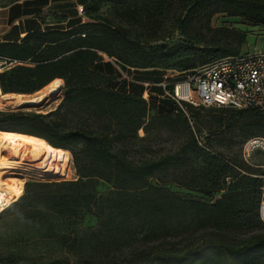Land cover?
<instances>
[{
	"label": "trees",
	"instance_id": "16d2710c",
	"mask_svg": "<svg viewBox=\"0 0 264 264\" xmlns=\"http://www.w3.org/2000/svg\"><path fill=\"white\" fill-rule=\"evenodd\" d=\"M106 1L113 2L126 18L135 21L146 13L154 14L166 0H86L81 4L88 20L79 15L70 18L64 13L67 26L28 30L18 39L0 41V60L13 61L4 64L0 71L1 89L4 93L31 94L60 77L64 80V99L91 107L116 121L121 128L117 137L147 129L146 118L152 109L165 125L182 126L190 135L174 152L135 162L113 149L114 139L109 135L62 131L48 118L57 108L46 113L0 109V130L43 137L54 150L65 152L67 161L70 141L82 139L89 148V160L82 166L78 179L52 184L49 204L45 202L49 207L36 232L48 233L49 237L66 234L71 222L76 223L87 212L95 213L98 223L91 232L69 235L83 255L93 257L130 247L139 236L155 240L212 228V235L193 239L180 248L152 252L142 264H259L264 261V233H253L238 241H230L223 233L252 231L264 223L259 217L262 179L258 175L262 171L257 174L249 165L243 166L214 150L208 142H200L186 115L195 105L187 103L185 112L172 100L154 95L153 92L159 93L154 87L162 88L155 85L150 87L153 92L146 99L145 86L124 77L131 69L192 70L240 52L247 33L221 26L216 29L221 36L217 34L202 47L196 45L192 35L173 45L146 47L123 25L93 15L92 11ZM218 11L264 25V0L195 1L186 24L201 13L207 14L210 21ZM43 23L48 24L45 19ZM104 55L112 59L106 60ZM115 69L120 78L130 82L126 87L132 83L142 88L132 91L107 85L115 78ZM164 75L158 80L132 77L137 81L159 82ZM160 103L167 110L159 111ZM218 108L230 113L221 114L217 121L239 127L244 142L252 136H264V109ZM191 156L201 160L199 167H185ZM170 168L178 173L175 178L181 184L207 195L216 191L220 195L206 202L183 197L152 182L157 173ZM97 178L111 182L115 191L111 195L99 194L95 189ZM215 229L219 233L213 235ZM22 252L19 246L11 248V244L0 248V264H41L34 256H23Z\"/></svg>",
	"mask_w": 264,
	"mask_h": 264
},
{
	"label": "rangeland",
	"instance_id": "374dc122",
	"mask_svg": "<svg viewBox=\"0 0 264 264\" xmlns=\"http://www.w3.org/2000/svg\"><path fill=\"white\" fill-rule=\"evenodd\" d=\"M10 1L12 0H0V3ZM52 1L53 3L45 14V21L48 23L45 27L67 26V22L64 21L67 19L66 15H69L70 18L79 15V17L88 20L86 9L81 10V3L86 0ZM195 1L199 0H166L164 5L155 10L154 14L146 13L139 16L135 21L126 18L120 7L111 1L103 2L92 13L95 16L106 17L123 25L146 47L173 45L189 35H192L194 40L197 41V46L202 47L205 42L210 41L217 34L218 37L221 36L216 31L217 27L226 26L247 33L245 41L241 44V51L264 49V25L251 22L243 16H233L226 11H218L208 21L207 14L201 13L192 16V22L187 25L186 21L189 19L190 8ZM104 57L106 60L112 59L107 55H104ZM119 64L122 66L121 63ZM3 69L0 66V71ZM114 71L116 73L115 78L107 85L132 91L142 88L140 84L132 83L126 87V84L130 82L120 78L117 69ZM128 74L152 80H158L160 76L166 74L167 81H170L178 78L183 72L179 69L160 67L157 69H131ZM154 89L159 93L164 91L163 88L154 87ZM64 90L65 86L63 85L60 92L51 98L44 95L38 103L41 105L22 106L0 103V109L22 108L46 113L57 108L56 112L48 118L57 123L62 131H91L95 134L109 135L114 139L113 149L122 151L135 162L144 158L158 157L174 152L187 141L190 135V132L182 126L169 127L165 125L162 118L156 116L155 109H152L146 118L147 129L140 128L136 134L131 132L123 134L122 137H117V133L119 134L121 128L116 121L79 102L65 100ZM31 94L41 96L38 91ZM164 110H167V108L160 103L159 111ZM223 113H230V111H222L218 107L196 106L188 109L186 115L190 121L191 129L196 132L200 142H208L214 150L234 159L243 166L249 165L252 171L259 174L262 171V152L244 153L242 144L244 143V135L240 128L230 126L227 122L220 123L217 121ZM70 142L72 147L68 149L69 161H67L65 152L63 153L59 149L53 151L49 175L41 178L17 175V177L22 176L24 179V188L16 201L0 211L1 249H5L10 244L11 248L19 246V249L23 251V256H34L35 260L41 264H142L152 252L180 248L191 243L193 239L205 237L207 234L212 235L210 233L212 228H210L207 231L201 229L155 240H146L139 236L130 247L110 251L103 256L97 253L90 257L89 255H83V250L81 251L74 244L69 235L77 234L80 236L91 232L98 223V217L95 213L87 212L82 218L75 220L76 223L71 222L66 234L62 233L53 237H49L48 233L38 234L36 228L41 223L47 207H49L46 203L49 204L47 202L50 199L48 194H51L54 190L52 184L78 179L81 175L82 166L89 160V148L85 141L75 139ZM200 165L201 160L191 156L185 167L190 169L192 166L199 167ZM177 176H179L178 173L170 168L157 173L152 178V182L158 186H164L169 191L183 197L206 202L214 201L220 195V192L217 191L207 195L200 190L185 186L177 181V178H175ZM94 180H96L95 189L99 194L111 195L115 191L111 182L101 178ZM216 233L219 232L215 229L213 235ZM253 233H264V223L252 231L227 230L223 235L230 241H238ZM259 264H264V261Z\"/></svg>",
	"mask_w": 264,
	"mask_h": 264
},
{
	"label": "built area",
	"instance_id": "2783aa9c",
	"mask_svg": "<svg viewBox=\"0 0 264 264\" xmlns=\"http://www.w3.org/2000/svg\"><path fill=\"white\" fill-rule=\"evenodd\" d=\"M6 63L7 61H1L0 66L3 68ZM12 63L10 61L7 65ZM181 72L183 74L170 81H167L165 74L164 79L159 82L137 81L126 72L124 77L142 83L145 86L143 96L146 99L153 92L150 91L151 86H161L164 91L153 94L172 100L185 112L187 103L206 107L264 109V49L225 55L201 67ZM243 147L244 153L261 151L263 155L262 173L258 176L262 179L259 217L264 222V136L248 138Z\"/></svg>",
	"mask_w": 264,
	"mask_h": 264
},
{
	"label": "bare ground",
	"instance_id": "6f19581e",
	"mask_svg": "<svg viewBox=\"0 0 264 264\" xmlns=\"http://www.w3.org/2000/svg\"><path fill=\"white\" fill-rule=\"evenodd\" d=\"M63 85L64 80L57 77L38 91L41 96L15 92L4 93L0 86V103L36 105L44 95L51 98L58 94ZM53 151L52 145L43 137L0 130V211L16 201L22 194L24 179L17 175L38 178L49 175Z\"/></svg>",
	"mask_w": 264,
	"mask_h": 264
},
{
	"label": "crops",
	"instance_id": "0c3cea01",
	"mask_svg": "<svg viewBox=\"0 0 264 264\" xmlns=\"http://www.w3.org/2000/svg\"><path fill=\"white\" fill-rule=\"evenodd\" d=\"M52 3V0H18L0 3V28H2L0 41L18 39L28 30L44 29L43 19Z\"/></svg>",
	"mask_w": 264,
	"mask_h": 264
},
{
	"label": "water",
	"instance_id": "95a60500",
	"mask_svg": "<svg viewBox=\"0 0 264 264\" xmlns=\"http://www.w3.org/2000/svg\"><path fill=\"white\" fill-rule=\"evenodd\" d=\"M22 106H26V105H22ZM28 106H32V105H28ZM19 107H21V106H19Z\"/></svg>",
	"mask_w": 264,
	"mask_h": 264
}]
</instances>
